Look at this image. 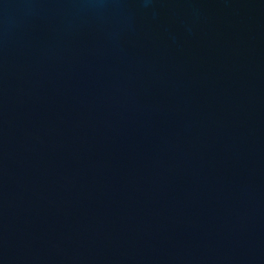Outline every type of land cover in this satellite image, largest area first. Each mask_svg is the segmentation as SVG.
<instances>
[{
  "label": "water",
  "instance_id": "obj_1",
  "mask_svg": "<svg viewBox=\"0 0 264 264\" xmlns=\"http://www.w3.org/2000/svg\"><path fill=\"white\" fill-rule=\"evenodd\" d=\"M0 264H264V0H0Z\"/></svg>",
  "mask_w": 264,
  "mask_h": 264
}]
</instances>
